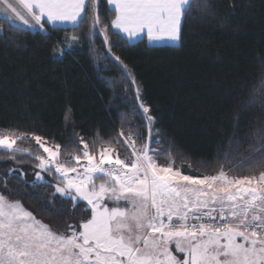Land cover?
Here are the masks:
<instances>
[{
  "label": "snow or ice",
  "instance_id": "obj_1",
  "mask_svg": "<svg viewBox=\"0 0 264 264\" xmlns=\"http://www.w3.org/2000/svg\"><path fill=\"white\" fill-rule=\"evenodd\" d=\"M101 0H0V12L19 21L15 31H42L45 24H70L74 31L88 26L89 33H103L107 54L120 66L125 78L135 77L120 56L112 52V35L129 47L146 38L152 45L182 43V26L194 12L208 9L207 0H106L114 19L103 24ZM20 24L25 28H21ZM7 34L5 33L6 38ZM77 40L76 36L71 37ZM139 100L140 88L135 90ZM264 106V82L255 90ZM146 122L148 141L136 146L135 137L123 129L125 153L121 158L112 141L98 149L83 137L72 143L79 151H62L61 145L21 130H0V161L35 162V179L48 186L41 173L59 181L55 194L74 206L86 201L90 218L57 232L38 220L18 199H10V177L24 179L21 169L9 167L0 176V264H264V126L252 133L247 156L227 171L223 165L212 175L193 176L175 165L171 149L150 148L155 118L143 102L138 105ZM66 113L65 119L67 120ZM239 146L235 137L229 141ZM230 155L225 152V157ZM167 156L166 164L157 157ZM208 167V165H205ZM192 167L191 164L188 165ZM242 168L253 174L230 175ZM109 204L112 206L110 207ZM182 254V255H181Z\"/></svg>",
  "mask_w": 264,
  "mask_h": 264
},
{
  "label": "trees",
  "instance_id": "obj_2",
  "mask_svg": "<svg viewBox=\"0 0 264 264\" xmlns=\"http://www.w3.org/2000/svg\"><path fill=\"white\" fill-rule=\"evenodd\" d=\"M207 4V10L194 12L183 24L182 43L176 47H150L145 40L129 47L109 27L112 52L127 64L136 84L107 54L103 33L91 34L87 25L78 31L47 25V31H15L0 19V129L34 132L60 144L62 151H79L82 145L72 143L77 137L94 149L112 141L123 159L124 138L115 142L121 129L125 137L129 131L138 137L137 146L148 141L138 107L143 102L155 118L152 141H160L150 142L152 148L171 149L184 174L212 175L220 165L227 171L248 155L252 133L264 126V106L259 96L254 98L264 82V0ZM99 13L103 24L114 19L106 0H101ZM234 137L240 144L230 149ZM225 152L230 153L227 158ZM17 159L25 163L0 161V176L9 167L24 174L21 180L9 178L10 199L20 200L57 232L90 218L84 202L61 204L53 184L26 185L24 180L35 179V162ZM157 159L166 164L168 157ZM260 171L264 169H255ZM229 174L253 173L236 168Z\"/></svg>",
  "mask_w": 264,
  "mask_h": 264
},
{
  "label": "crops",
  "instance_id": "obj_3",
  "mask_svg": "<svg viewBox=\"0 0 264 264\" xmlns=\"http://www.w3.org/2000/svg\"><path fill=\"white\" fill-rule=\"evenodd\" d=\"M12 2L15 3L16 0H12ZM109 7H110V9H111V6H110V5H109ZM0 19H1V20H4V21H7V22H8L10 25H12V26H15L16 24L19 23V21L9 19V18H8V14H7V13H4V12H0ZM45 25H47V26H49V27H51V28L73 29L72 25H70V24L56 25V26H53V25H50V24H45ZM20 27H21V28H25V26L22 25V24H20ZM112 29H113V28H112ZM25 30L30 31V32L41 31L39 28H36V29L25 28ZM113 31H115V29H113ZM0 32H1V31H0ZM144 40L146 41L147 45L150 46V47H160V46H174V47H176V46H178V45L180 44V43L173 44V43H171V42H161V43H159V44H157V45H152V44H150V43L147 41L146 38H145ZM137 43H138V42H137Z\"/></svg>",
  "mask_w": 264,
  "mask_h": 264
},
{
  "label": "rangeland",
  "instance_id": "obj_4",
  "mask_svg": "<svg viewBox=\"0 0 264 264\" xmlns=\"http://www.w3.org/2000/svg\"><path fill=\"white\" fill-rule=\"evenodd\" d=\"M0 130H3V129H0ZM152 134H153V131H152ZM50 142V141H49ZM147 142H149V141H147ZM51 143H53V142H51ZM151 143H149V147L150 148H152V146L150 145ZM137 146V145H136ZM137 147H139V146H137ZM118 150V149H117ZM119 151V150H118ZM120 152V151H119ZM126 154V153H125ZM120 155H121V152H120ZM127 155V158L128 159H131V156H130V150L128 151V153L126 154ZM40 170L39 169H36V170H34L33 171V174H35V172H39ZM41 175H43L44 177H45V181H51V184H53L54 185V188H55V185L56 184H58L59 183V181L58 180H56L55 178H54V174L53 175H48L47 173H41ZM34 178H35V175H34ZM38 182H43V181H38ZM81 202H84V203H86V201H81ZM109 206L111 207L112 205L111 204H109ZM182 255V254H181Z\"/></svg>",
  "mask_w": 264,
  "mask_h": 264
}]
</instances>
